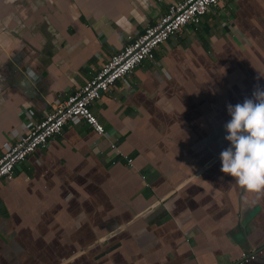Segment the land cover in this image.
I'll return each instance as SVG.
<instances>
[{
  "label": "crops",
  "instance_id": "crops-1",
  "mask_svg": "<svg viewBox=\"0 0 264 264\" xmlns=\"http://www.w3.org/2000/svg\"><path fill=\"white\" fill-rule=\"evenodd\" d=\"M177 1L0 0V155ZM153 56L0 180V264H264V0Z\"/></svg>",
  "mask_w": 264,
  "mask_h": 264
},
{
  "label": "built area",
  "instance_id": "built-area-1",
  "mask_svg": "<svg viewBox=\"0 0 264 264\" xmlns=\"http://www.w3.org/2000/svg\"><path fill=\"white\" fill-rule=\"evenodd\" d=\"M219 0H180L167 6L163 15L147 26L133 39H127L122 49L111 57L72 95L57 102L51 110L34 124L24 135L0 155V180L10 181L15 166L30 156L35 150L46 146L48 140L60 134L64 124L72 119H80L97 136H105L102 125L90 111L92 102L98 100L116 81L131 73L143 62H152L154 50L166 40L181 32L186 25L198 26L200 19ZM116 140L109 143L112 152L132 166V159L122 156L116 149ZM255 252L241 253L230 264H245L254 259Z\"/></svg>",
  "mask_w": 264,
  "mask_h": 264
},
{
  "label": "rangeland",
  "instance_id": "rangeland-1",
  "mask_svg": "<svg viewBox=\"0 0 264 264\" xmlns=\"http://www.w3.org/2000/svg\"><path fill=\"white\" fill-rule=\"evenodd\" d=\"M250 113V107H244V113Z\"/></svg>",
  "mask_w": 264,
  "mask_h": 264
},
{
  "label": "water",
  "instance_id": "water-1",
  "mask_svg": "<svg viewBox=\"0 0 264 264\" xmlns=\"http://www.w3.org/2000/svg\"><path fill=\"white\" fill-rule=\"evenodd\" d=\"M17 166H15V168H16Z\"/></svg>",
  "mask_w": 264,
  "mask_h": 264
}]
</instances>
